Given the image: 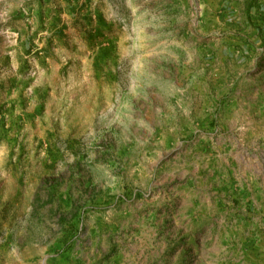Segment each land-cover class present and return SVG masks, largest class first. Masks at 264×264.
Listing matches in <instances>:
<instances>
[{
	"label": "rangeland",
	"instance_id": "1",
	"mask_svg": "<svg viewBox=\"0 0 264 264\" xmlns=\"http://www.w3.org/2000/svg\"><path fill=\"white\" fill-rule=\"evenodd\" d=\"M209 1L0 0V264H264V15Z\"/></svg>",
	"mask_w": 264,
	"mask_h": 264
},
{
	"label": "crops",
	"instance_id": "2",
	"mask_svg": "<svg viewBox=\"0 0 264 264\" xmlns=\"http://www.w3.org/2000/svg\"><path fill=\"white\" fill-rule=\"evenodd\" d=\"M209 2H212V6L214 9L216 8V11L215 13H213L212 18L228 22L231 20H234L236 22L242 21L244 22V24L242 22L240 24L235 23L239 24L241 28H243L245 25H249L246 22L255 23L258 21L255 17L264 15V3L262 4L260 1L256 0H218L217 2ZM253 25L257 29L260 24ZM238 27L237 25L229 26L232 31H235L236 29H238ZM256 29H253L256 34H260L261 37L264 36L263 31L258 30L260 28H258L257 30ZM257 111L259 113L262 112L259 109ZM262 159L263 158L261 156H257L256 163H259V160L263 161ZM249 163H251V161H249ZM248 177L250 182L252 181L251 184L248 185V191H250V195L248 197L247 194H241L240 199H245L244 206H246V202H249V200L252 201L254 206L258 207V214L252 216L251 213L246 212V208L242 207L241 210L245 211L243 215L247 219L241 223H244L243 225L251 228V230L254 232L249 238V245L252 247V250H254V255H258L259 258H261L264 256V175L255 170L249 171Z\"/></svg>",
	"mask_w": 264,
	"mask_h": 264
}]
</instances>
